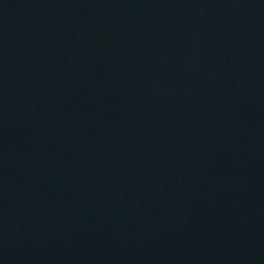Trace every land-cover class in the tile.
Wrapping results in <instances>:
<instances>
[{
  "label": "water",
  "instance_id": "obj_1",
  "mask_svg": "<svg viewBox=\"0 0 264 264\" xmlns=\"http://www.w3.org/2000/svg\"><path fill=\"white\" fill-rule=\"evenodd\" d=\"M0 264H264V0H0Z\"/></svg>",
  "mask_w": 264,
  "mask_h": 264
}]
</instances>
